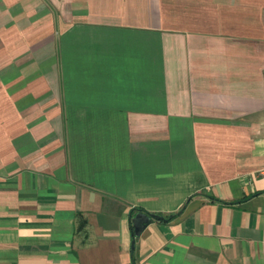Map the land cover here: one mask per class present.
<instances>
[{
	"label": "crops",
	"instance_id": "obj_1",
	"mask_svg": "<svg viewBox=\"0 0 264 264\" xmlns=\"http://www.w3.org/2000/svg\"><path fill=\"white\" fill-rule=\"evenodd\" d=\"M0 264H264V0H0Z\"/></svg>",
	"mask_w": 264,
	"mask_h": 264
},
{
	"label": "trees",
	"instance_id": "obj_2",
	"mask_svg": "<svg viewBox=\"0 0 264 264\" xmlns=\"http://www.w3.org/2000/svg\"><path fill=\"white\" fill-rule=\"evenodd\" d=\"M140 216L141 218H143V226H147L148 225V219H152L153 220H159V221H170L172 218H174V216L176 215H170L168 217L166 216H163L161 214H156V213H151V212H148V211H145L143 209H134L131 213V222H130V225H131V229H132V234H133V237L134 239L136 238L135 235H134V231H135V220H136V216ZM158 215V216H161V217H164V219H156L155 216ZM151 221V222H152ZM150 222V223H151Z\"/></svg>",
	"mask_w": 264,
	"mask_h": 264
},
{
	"label": "water",
	"instance_id": "obj_3",
	"mask_svg": "<svg viewBox=\"0 0 264 264\" xmlns=\"http://www.w3.org/2000/svg\"><path fill=\"white\" fill-rule=\"evenodd\" d=\"M156 219H164V217H161V216H158L156 215L155 216ZM145 220V219H144ZM143 218H141L139 215L136 216V220H135V231H134V235L135 237H139L140 234L142 233V231L145 229L146 226H143ZM152 221V219H148V224ZM132 249L134 250L135 249V240L133 241V244H132Z\"/></svg>",
	"mask_w": 264,
	"mask_h": 264
}]
</instances>
